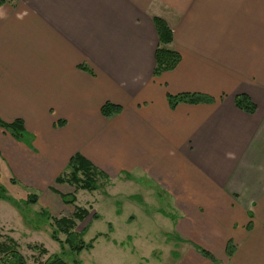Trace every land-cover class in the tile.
Instances as JSON below:
<instances>
[{"label": "crops", "instance_id": "1", "mask_svg": "<svg viewBox=\"0 0 264 264\" xmlns=\"http://www.w3.org/2000/svg\"><path fill=\"white\" fill-rule=\"evenodd\" d=\"M153 16L180 57L158 76ZM179 93L212 101L171 107ZM240 93L253 113L235 105ZM106 101L121 111L101 115ZM0 118L22 119L28 133L26 143L0 128V157L19 180L48 184L80 153L109 186L144 179L142 196L175 210L173 236L214 258L188 243L174 264H264V0L0 4Z\"/></svg>", "mask_w": 264, "mask_h": 264}, {"label": "rangeland", "instance_id": "2", "mask_svg": "<svg viewBox=\"0 0 264 264\" xmlns=\"http://www.w3.org/2000/svg\"><path fill=\"white\" fill-rule=\"evenodd\" d=\"M22 142L28 143V138ZM134 175L136 176L135 172ZM112 180L115 182L114 186H109L110 183L102 180L103 183L97 190L77 191L76 205L87 208L90 214L83 221H76V230L79 231L88 225L83 236L86 241L97 234L99 236L94 239L92 249L82 250L78 255L71 254L65 246L64 254L61 255L67 264H74L73 259H77L80 264H174L176 251L182 252L188 243L193 247L204 248L198 241L193 242L187 238L181 241L173 236L174 232H177L169 217L175 215V210L166 209V203L163 201H159L157 206L156 196H153V199L146 195L143 197L144 179L139 181L135 178L128 182L118 181L113 177ZM0 184L15 200L25 199L27 194H35L38 197L36 203L21 204L19 208L0 199V239L5 236L12 237L27 264H42L49 255L60 253V245L50 237V221H45L40 211L46 209L53 217L70 215L72 206L63 205L58 194L52 191H62L64 188L57 185L54 179L43 186L29 185L16 178L1 157ZM134 193L141 194L144 198L143 206L138 199L133 200L127 196ZM156 206L161 207L162 211H157L160 209ZM94 213L98 215L97 219L91 217ZM32 223L38 225V228H34ZM166 232L170 233L168 238L163 235ZM102 234H107L108 237L105 238ZM64 237L59 234L60 239L63 240ZM166 240L169 243H165ZM172 246L175 252H170ZM42 247L46 252L41 251Z\"/></svg>", "mask_w": 264, "mask_h": 264}, {"label": "trees", "instance_id": "3", "mask_svg": "<svg viewBox=\"0 0 264 264\" xmlns=\"http://www.w3.org/2000/svg\"><path fill=\"white\" fill-rule=\"evenodd\" d=\"M7 1L11 0H0V4ZM152 20L159 39V45L155 50V68L153 71V75L158 76L161 72L174 69L178 64L180 57L178 52L169 47V44L172 41V32L166 21L157 16H153ZM167 98L171 107H174L177 103L183 101L190 103L212 101V98L200 93H179L176 95H169ZM234 103L238 108L247 113H253L255 111V104L251 101L250 97L244 93L237 94L234 98ZM121 109L120 105L106 101L101 105L100 113L105 117H109L118 114ZM0 128L18 141H22L28 137V133L24 128L23 120L20 118H16L11 122H5L0 118ZM102 180L109 182L108 176L102 170L93 165V163L82 154L74 153L68 159L66 169L60 173L54 181L57 184L66 183L73 187V191L70 193H58L62 202L65 205L72 206L73 210L70 215L53 217L46 209H41L40 214L45 217V221H50V237L61 247L60 253L49 255L42 264H67L62 258V255L64 254L63 248L65 246H67L68 251L71 254L76 255L82 250H90L93 248V241L99 236V234L95 235L89 241H86L83 236L88 225L79 231L76 230V221H83L90 213L87 208L76 205L75 191L97 190L103 183ZM0 199L9 201L15 207L19 208L21 204L36 203L38 197L35 194H27L25 199L15 200L6 193V188L0 184ZM91 217L97 219L98 215L94 213ZM32 226L36 229L38 228V225H35L34 223H32ZM59 234L65 236L63 240L59 238ZM1 236L2 235H0V238ZM103 236L105 238L108 237L107 234H103ZM33 248H36V246H33ZM195 248H197L202 255L214 261L213 256L207 249L198 248V246ZM41 251L46 252V249L42 247ZM225 251L229 257L234 252V245L230 240L226 242ZM73 261L74 264H80L77 259H73ZM0 264H27L24 255L19 250L17 242L10 236H5L3 239H0Z\"/></svg>", "mask_w": 264, "mask_h": 264}]
</instances>
